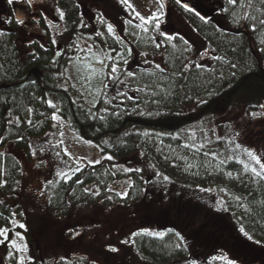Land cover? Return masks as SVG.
Wrapping results in <instances>:
<instances>
[{
	"label": "trees",
	"instance_id": "obj_1",
	"mask_svg": "<svg viewBox=\"0 0 264 264\" xmlns=\"http://www.w3.org/2000/svg\"><path fill=\"white\" fill-rule=\"evenodd\" d=\"M162 2L158 30L154 22L139 25L121 0H40L36 9L34 0H15L35 12L23 24L8 8L10 19L0 25V229L16 222L28 264H98L77 247L85 237L94 242L88 220L100 210L124 214L137 233L132 249L150 264H202L193 261L196 250L216 230L181 203L178 191L214 192L264 245V173L257 176L237 150L228 151L229 125L221 120L247 101L246 126H264V4L182 0L192 9L186 11L176 0ZM80 47L113 57L94 100L69 75ZM114 63L119 71L109 78ZM53 114L112 159L76 170ZM126 180V197L110 190ZM11 232L0 244V264H16Z\"/></svg>",
	"mask_w": 264,
	"mask_h": 264
},
{
	"label": "rangeland",
	"instance_id": "obj_2",
	"mask_svg": "<svg viewBox=\"0 0 264 264\" xmlns=\"http://www.w3.org/2000/svg\"><path fill=\"white\" fill-rule=\"evenodd\" d=\"M1 1L2 5L9 8L11 11H15L17 19H22L25 23L36 19L35 12L31 14L27 13L26 9L23 8V3L16 5V3L9 4L8 0H0V2ZM38 1L40 2V0H34V9H36L35 5L36 3L38 4ZM123 4L134 18L138 20L139 25L142 27L151 22L145 23L141 21L137 13H139L140 16L148 18L150 21H152L153 13H157L159 16L158 0H127V3ZM160 11L163 12V15L159 16V22L161 24L165 17V11L163 9ZM154 36H156V34ZM80 50L81 57L75 58L69 65V75L73 76V79L82 87L84 94L91 100H94L99 93L100 76L108 61V57L105 52H102L98 48L80 47L79 52ZM99 61H103V63ZM156 63L159 64V61L157 60ZM262 99L264 100V97H262ZM245 105L248 106L251 105V103L247 101L238 102L233 108L228 109L223 115V119H221L224 122L223 124L229 125V128L225 127L228 131L225 137L231 136L230 144H227L228 151L234 152V149L237 150V152H239L237 158L240 161L261 171L260 166L247 155V152H254L257 156L262 158L261 162L263 163L264 126L262 127V123L260 122H252L253 124L248 125V127L246 126ZM262 109L264 108L260 106L259 110L261 112H263ZM233 118H235V120ZM56 121L61 126L62 130L60 135L62 150L68 158L71 159L74 165H76L77 169L95 165L97 163H93V161H99L100 163L108 157L101 154L98 146L83 140L79 135L70 131L67 123L59 119H56ZM216 123H218L217 125L222 124L221 121L217 122V120ZM191 132L192 135H194L193 130ZM216 137H218L217 133L214 135L213 139ZM211 138V136H206L205 143L212 141ZM232 140L237 143V146L234 142H231ZM130 184L129 180L121 183L119 182L113 184L110 190L117 193H125ZM178 192L174 195L180 197L181 203H185L190 207L193 213H198L196 216L199 218V221L203 218L206 224H212L211 227H215L216 230L215 233H212L210 240L203 244L204 246H198L193 261L201 262L202 264H226V260L220 258L226 257L228 260H231L233 264H264V245L255 243L252 239H248L249 236L248 234L245 235V231L241 232V225L234 220V218H231L230 214L226 211L225 204L218 195L212 191H197L195 194L190 192L191 194H187L183 197L181 192ZM197 207L200 208V210L196 211ZM35 215L36 214L30 215V217L34 216L35 218ZM45 216L46 214H42L39 211L36 217H41L42 220L45 221ZM88 224L95 232L94 242H86L85 237L84 241H78L80 244L77 248L80 247V249L84 250L86 253L89 252L90 256L93 258L92 260L98 264H150L138 256L132 249L131 236L133 234V227L125 222L122 212L107 214L100 210L91 220H88ZM198 225H200V222H197L195 227ZM15 228L16 227H13V225L9 228L12 231L10 241H15V243L20 246L21 250L13 248L10 242L9 246L16 255V264L21 258H24L25 264H28L30 261L28 259L30 258L28 245L22 235L23 239L16 235L14 231ZM227 234H229V236H226ZM0 240L5 242L6 239L4 236L0 235ZM110 246L117 248L118 251H110ZM213 257H216V259H213Z\"/></svg>",
	"mask_w": 264,
	"mask_h": 264
},
{
	"label": "snow or ice",
	"instance_id": "obj_3",
	"mask_svg": "<svg viewBox=\"0 0 264 264\" xmlns=\"http://www.w3.org/2000/svg\"><path fill=\"white\" fill-rule=\"evenodd\" d=\"M121 2L122 3H127V0H121ZM158 2H159V10H158V12H159V16H162L163 15V12L162 11H160V10H162L164 7H165V5H164V3L162 2V0H158ZM228 2H229V4H235L236 3V0H228ZM8 3L9 4H13V3H15V0H8ZM28 3L29 4H31V0H28ZM176 3L178 4V5H181L182 7H184L185 8V10L186 11H192V9L191 8H189L188 7V5H186V4H183L182 3V0H176ZM261 3L262 4H264V0H261ZM137 16H139V19L141 20V21H143V22H145V23H148V22H152V21H154V27H155V29H159V27H160V22H159V16L157 15V13H153L152 14V21H150L148 18H146V17H143V16H140L139 15V13H137ZM63 18V13H61V19ZM201 19H204L203 17H201ZM16 23L17 24H23L24 23V21L22 20V19H17L16 20ZM130 23V22H129ZM261 23H264V21H261ZM108 31L111 33L112 32V26L111 25H109L108 26ZM145 31H147V29H145ZM97 35H99V33H97ZM160 36L161 37H166L167 39H172V37H170V36H167V34L166 33H164V32H160ZM160 45H159V43H157V47H159ZM58 55H59V53H57ZM109 59H113V57H111V56H109L108 57ZM100 63H103V61H99ZM124 63H127V61L125 60V61H123ZM185 66H187V65H185ZM199 66H202V65H198V67ZM160 66L159 65H157V68H159ZM117 71H119V67H118V65L117 64H112V66H111V73L109 74V78H111V74L112 73H116ZM127 76H129V77H132V76H134L135 74L133 73V72H131V71H128L127 73ZM121 95H123L122 93H120ZM130 99H132L131 97H130ZM48 104H49V106L51 107L52 106V102L51 101H48ZM261 107H264V105H261ZM29 111H31V110H29ZM53 119H57V117L55 116V114H53V117H52ZM11 122V121H10ZM29 123H30V121H29ZM22 139V138H21ZM202 147V146H201ZM206 155H207V153H206ZM212 155L213 156H215V153H212ZM247 155L252 159V160H254L255 162H256V164H258L259 166H260V169H261V171H256V169L255 168H253L252 169V171L257 175V176H261L262 175V173H264V163H262L261 161H262V158L261 157H259V156H257L254 152H252V151H248L247 152ZM107 159H112V157H107ZM229 159H231V157H229ZM93 163H99V161H93ZM78 170V169H77ZM139 171V170H138ZM230 175V174H229ZM262 178H264V177H262ZM165 179L167 180L168 178L167 177H165ZM77 183H80V181H77ZM3 186V183H0V187H2ZM118 195H120L122 198L123 197H126L127 196V193L125 192V193H118ZM9 223H11L12 225H13V227H16L17 225H16V222L14 221V220H10L9 221ZM19 227H21V228H23V227H25V225H23V224H19L18 225ZM11 231V229H9V228H3V229H0V235H2V236H4V238L5 239H7L8 238V233ZM146 231V230H145ZM169 231H171V230H169ZM244 230L243 229H241V232H243ZM16 235L18 236V237H20L21 239H23V237L21 236V234L20 233H16ZM132 235H137V233H133ZM155 235H158V236H163V233H156ZM245 235H247V233H245ZM177 236H179V233H177ZM248 239H251V237L249 236L248 237ZM4 241L3 240H0V243H3ZM11 244H12V247L13 248H16L17 250H21V248H20V246L19 245H17L16 243H15V241H9ZM109 250L110 251H112V252H116V251H118V249L117 248H115V247H109ZM9 255H11V252H9ZM220 258H222V259H225L226 260V264H233V262L231 261V260H228L226 257H220ZM29 260L31 259V258H28ZM213 259H216V257H213ZM17 264H25V259L24 258H21L20 260H18L17 261Z\"/></svg>",
	"mask_w": 264,
	"mask_h": 264
},
{
	"label": "flooded vegetation",
	"instance_id": "obj_4",
	"mask_svg": "<svg viewBox=\"0 0 264 264\" xmlns=\"http://www.w3.org/2000/svg\"><path fill=\"white\" fill-rule=\"evenodd\" d=\"M10 19V13L8 8L1 4L0 2V25H6L8 20Z\"/></svg>",
	"mask_w": 264,
	"mask_h": 264
},
{
	"label": "water",
	"instance_id": "obj_5",
	"mask_svg": "<svg viewBox=\"0 0 264 264\" xmlns=\"http://www.w3.org/2000/svg\"><path fill=\"white\" fill-rule=\"evenodd\" d=\"M35 76H36L37 79L39 78V72H38V70L35 71Z\"/></svg>",
	"mask_w": 264,
	"mask_h": 264
}]
</instances>
